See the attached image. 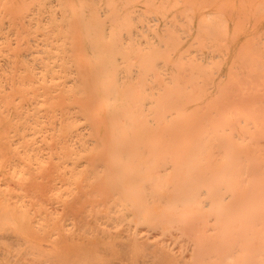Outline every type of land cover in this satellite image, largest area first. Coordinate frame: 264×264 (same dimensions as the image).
I'll list each match as a JSON object with an SVG mask.
<instances>
[{"label":"bare ground","instance_id":"obj_1","mask_svg":"<svg viewBox=\"0 0 264 264\" xmlns=\"http://www.w3.org/2000/svg\"><path fill=\"white\" fill-rule=\"evenodd\" d=\"M178 6L0 0V264L21 246L45 264H264V168L248 145L161 127L181 105H221L223 125L244 96L221 80L207 91L214 62L195 55L233 32L220 18L178 28Z\"/></svg>","mask_w":264,"mask_h":264},{"label":"rangeland","instance_id":"obj_2","mask_svg":"<svg viewBox=\"0 0 264 264\" xmlns=\"http://www.w3.org/2000/svg\"><path fill=\"white\" fill-rule=\"evenodd\" d=\"M179 3L176 11V27H187L197 25L200 21L212 23L215 18H220L224 25L233 32L232 44H227L223 51L217 44L211 48L194 49L198 62L206 65L205 59L213 60L209 65L208 74L205 79L204 88L213 91L217 87L218 81H223L227 86V91L234 93L236 90L242 92L244 96L237 105L231 106V117L226 119V123L220 125L216 118L219 117L221 105H206L201 110L195 111L187 108L190 105H181L176 119L178 121L163 123L164 136L169 138H189L198 136H217L224 139L231 136L236 144L244 141L248 146L244 148L245 159L250 156L254 159L257 169L264 168V0H174ZM261 46V48H260ZM245 48L248 59L239 56L235 48ZM257 50H254L257 48ZM229 52L225 55V65H220L219 52ZM229 57L234 65L229 67ZM239 72V77H238ZM232 80L234 84L232 85ZM238 81V84H237ZM48 105H54L50 100ZM198 116L204 120L200 124L185 121L183 117ZM251 144H250V143ZM249 143V144H248ZM235 144V145H236ZM234 145V146H235ZM229 214L241 215L242 208L254 207V204L239 205L225 204ZM238 206V208L236 207ZM224 207L217 203L213 209L216 213L222 212ZM237 208V210H236ZM217 214V215H218ZM216 215L210 214L207 219L213 220ZM147 220H150L147 218ZM211 222V221H210ZM93 229H98L92 226ZM106 228V227H105ZM159 233L153 229L151 235ZM22 244L21 239L17 237ZM3 238L0 236V250ZM24 242V241H23ZM25 243V242H24ZM45 243H43L44 245ZM192 242H181L174 246L176 250H185V255L192 248ZM21 248V249H19ZM18 247L13 251L17 264H45L35 260V254ZM26 253V254H24Z\"/></svg>","mask_w":264,"mask_h":264}]
</instances>
